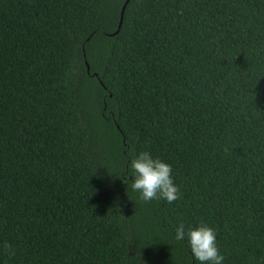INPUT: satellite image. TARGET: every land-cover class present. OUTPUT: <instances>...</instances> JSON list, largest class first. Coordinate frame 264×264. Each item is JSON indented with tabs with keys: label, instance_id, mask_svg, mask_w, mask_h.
<instances>
[{
	"label": "trees",
	"instance_id": "1",
	"mask_svg": "<svg viewBox=\"0 0 264 264\" xmlns=\"http://www.w3.org/2000/svg\"><path fill=\"white\" fill-rule=\"evenodd\" d=\"M124 2L0 0V264H198L180 223L264 264V0H130L114 34ZM145 150L175 203L131 190Z\"/></svg>",
	"mask_w": 264,
	"mask_h": 264
},
{
	"label": "clouds",
	"instance_id": "2",
	"mask_svg": "<svg viewBox=\"0 0 264 264\" xmlns=\"http://www.w3.org/2000/svg\"><path fill=\"white\" fill-rule=\"evenodd\" d=\"M129 169L134 178L131 190L139 193L140 201L150 203L153 200H163L168 204L180 199V188L176 185L172 166L154 158L148 150L133 155ZM187 239L190 251L198 264H223L225 257L217 246V234L214 228L205 224L185 231V225L180 223L175 228V239L183 241ZM4 250L14 255V250L5 243Z\"/></svg>",
	"mask_w": 264,
	"mask_h": 264
},
{
	"label": "water",
	"instance_id": "3",
	"mask_svg": "<svg viewBox=\"0 0 264 264\" xmlns=\"http://www.w3.org/2000/svg\"><path fill=\"white\" fill-rule=\"evenodd\" d=\"M129 1L130 0H125L123 6L121 8L120 15H119L118 27H117V30H116V32L114 34H116L119 31V29H120V26H121L122 21H123L124 11H125V8H126V6H127V4H128ZM86 67H87V72H89V65L87 63H86Z\"/></svg>",
	"mask_w": 264,
	"mask_h": 264
}]
</instances>
